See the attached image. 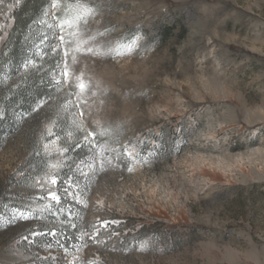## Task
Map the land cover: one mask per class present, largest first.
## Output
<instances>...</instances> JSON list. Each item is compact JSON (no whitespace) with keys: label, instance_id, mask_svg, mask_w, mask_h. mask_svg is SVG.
I'll return each mask as SVG.
<instances>
[{"label":"rangeland","instance_id":"374dc122","mask_svg":"<svg viewBox=\"0 0 264 264\" xmlns=\"http://www.w3.org/2000/svg\"><path fill=\"white\" fill-rule=\"evenodd\" d=\"M38 2L0 0V264H264V0Z\"/></svg>","mask_w":264,"mask_h":264},{"label":"trees","instance_id":"16d2710c","mask_svg":"<svg viewBox=\"0 0 264 264\" xmlns=\"http://www.w3.org/2000/svg\"><path fill=\"white\" fill-rule=\"evenodd\" d=\"M39 2V5L38 6H40L38 9L40 10V8H43L44 7V4H45V2H46V0H38ZM22 15V14H21ZM21 15H15V23H16V25L17 24H19L21 21V18H23Z\"/></svg>","mask_w":264,"mask_h":264},{"label":"snow or ice","instance_id":"6c2138e0","mask_svg":"<svg viewBox=\"0 0 264 264\" xmlns=\"http://www.w3.org/2000/svg\"><path fill=\"white\" fill-rule=\"evenodd\" d=\"M53 6H55V0H54ZM86 23H90V21L89 20H86ZM64 75L67 76V73L65 72ZM81 87H83V85H81ZM89 135H94V133H91L90 132ZM53 183H55V181H53Z\"/></svg>","mask_w":264,"mask_h":264}]
</instances>
